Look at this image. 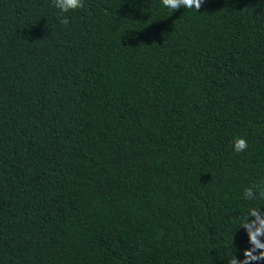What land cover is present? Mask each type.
I'll return each mask as SVG.
<instances>
[{
  "label": "trees",
  "instance_id": "obj_1",
  "mask_svg": "<svg viewBox=\"0 0 264 264\" xmlns=\"http://www.w3.org/2000/svg\"><path fill=\"white\" fill-rule=\"evenodd\" d=\"M84 3L0 0V264L243 259L240 218L264 205L243 198L264 183V0Z\"/></svg>",
  "mask_w": 264,
  "mask_h": 264
},
{
  "label": "clouds",
  "instance_id": "obj_2",
  "mask_svg": "<svg viewBox=\"0 0 264 264\" xmlns=\"http://www.w3.org/2000/svg\"><path fill=\"white\" fill-rule=\"evenodd\" d=\"M205 0H161L163 7L171 12L180 8L195 10L199 12ZM52 6L59 10L61 14L75 12L84 9V0H52ZM61 24L67 27L70 18L63 15ZM248 142L243 137H237L233 141V150L236 153L247 151ZM243 198L247 201H255L264 198V183H253L243 191ZM259 207H250L246 215L240 218L238 228L246 231L250 247L243 252V259H239L235 254L228 260V264H264V212Z\"/></svg>",
  "mask_w": 264,
  "mask_h": 264
}]
</instances>
